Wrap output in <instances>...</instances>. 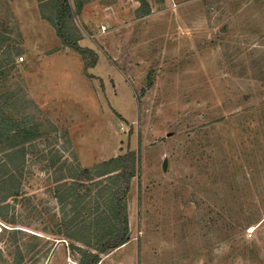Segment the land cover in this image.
<instances>
[{"label":"rangeland","instance_id":"1","mask_svg":"<svg viewBox=\"0 0 264 264\" xmlns=\"http://www.w3.org/2000/svg\"><path fill=\"white\" fill-rule=\"evenodd\" d=\"M69 1L87 59L0 0V106L34 136L0 264H78L57 180L129 152L130 239L99 264H264V0Z\"/></svg>","mask_w":264,"mask_h":264},{"label":"trees","instance_id":"2","mask_svg":"<svg viewBox=\"0 0 264 264\" xmlns=\"http://www.w3.org/2000/svg\"><path fill=\"white\" fill-rule=\"evenodd\" d=\"M39 1L51 9L52 15L46 19L62 44L87 59L91 52L79 45L81 36L74 23L70 1ZM82 8L83 2L77 0L75 13L79 14ZM94 65L93 60L88 67ZM3 109L4 106H0V138L12 137L17 142L10 147V152H7V148L0 149V153L5 156V159H0V205H4L11 197L19 196L18 175L24 164L26 145L34 138L20 125H15ZM17 156L20 163L17 162ZM136 173L137 155L129 152L93 169L71 168L66 177L57 180L58 183L66 179L72 180L70 184H59L57 192H65V198L59 194L60 201L67 199L70 204L76 203L73 218L64 222V236L74 242L70 245V250L79 256L78 264H99L103 255H108L129 242L126 198ZM61 212L65 213V217L69 216L64 208Z\"/></svg>","mask_w":264,"mask_h":264},{"label":"water","instance_id":"3","mask_svg":"<svg viewBox=\"0 0 264 264\" xmlns=\"http://www.w3.org/2000/svg\"><path fill=\"white\" fill-rule=\"evenodd\" d=\"M164 168H166V162H165V164H164Z\"/></svg>","mask_w":264,"mask_h":264},{"label":"bare ground","instance_id":"4","mask_svg":"<svg viewBox=\"0 0 264 264\" xmlns=\"http://www.w3.org/2000/svg\"><path fill=\"white\" fill-rule=\"evenodd\" d=\"M0 231H1V227H0Z\"/></svg>","mask_w":264,"mask_h":264},{"label":"built area","instance_id":"5","mask_svg":"<svg viewBox=\"0 0 264 264\" xmlns=\"http://www.w3.org/2000/svg\"><path fill=\"white\" fill-rule=\"evenodd\" d=\"M22 60V59H21Z\"/></svg>","mask_w":264,"mask_h":264}]
</instances>
